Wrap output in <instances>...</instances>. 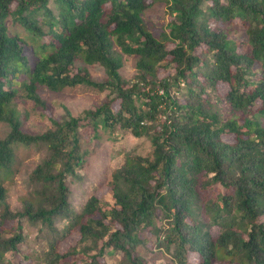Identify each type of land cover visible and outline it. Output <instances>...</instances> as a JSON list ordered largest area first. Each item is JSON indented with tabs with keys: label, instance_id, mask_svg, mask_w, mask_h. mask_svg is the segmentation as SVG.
I'll return each mask as SVG.
<instances>
[{
	"label": "trees",
	"instance_id": "1",
	"mask_svg": "<svg viewBox=\"0 0 264 264\" xmlns=\"http://www.w3.org/2000/svg\"><path fill=\"white\" fill-rule=\"evenodd\" d=\"M155 4L169 18L161 39L143 18ZM116 47L138 57L132 80ZM95 64L102 82L87 69ZM78 86L108 95L77 116L65 107L43 133L24 131L17 98L45 107L41 90ZM0 123L10 129L0 139V264L28 260L24 222L44 240V264H147L141 249L153 248L176 264L191 254L197 264H264V0H0ZM100 128L148 137L153 149L128 153L111 201L92 195L78 213L67 181L87 161L80 130L100 138ZM19 145L46 156L13 212L1 176L14 173ZM71 232L78 241L61 251Z\"/></svg>",
	"mask_w": 264,
	"mask_h": 264
},
{
	"label": "rangeland",
	"instance_id": "2",
	"mask_svg": "<svg viewBox=\"0 0 264 264\" xmlns=\"http://www.w3.org/2000/svg\"><path fill=\"white\" fill-rule=\"evenodd\" d=\"M37 14L39 18L43 16V12H38ZM143 18L149 31L158 39L162 38L163 33H168V14L158 4L149 7ZM7 24L11 33H19L21 36L27 35V32L19 24H14L11 20H8ZM231 32V37L234 40H245L247 38L245 31H234L232 29ZM116 50L123 60V67L120 70L122 77L126 80H132L137 74L136 63L138 57L126 55L119 47H116ZM87 69L94 81L102 82L106 78L104 68L100 64L88 66ZM225 88L226 85L224 84L219 86L221 93ZM39 93L45 102V107L37 106L33 101L26 98H17L14 102L17 110L21 113L24 131L31 134H40L54 128L52 118L61 122L65 116V107L73 116H77L85 109L102 104L108 95V92H100L87 86L66 88L61 92L43 89ZM211 96L212 102L218 104L224 116L227 117L230 114L227 105L223 101L218 102V98L214 94H211ZM80 131L83 147L88 154L86 156L87 161L85 166L78 172L80 179L70 178L67 181L73 194L72 203L74 209L78 213L92 195L108 202L111 201L108 185L111 181L112 173L122 166L128 153L147 156L153 149L148 137L135 138L131 133L121 130L112 133L110 130L100 128L98 131L100 138L93 137L94 131L92 129ZM9 132L8 125L0 123V139L5 138ZM15 148L14 173L8 179L3 176H1V179L7 189V202L11 211L18 212L23 210L25 200L32 193L29 177L46 154L36 146L19 145ZM161 218L162 216L159 214V219L161 220ZM161 221L162 224L166 222L165 220ZM22 227L28 241L24 247V255L28 258L25 264H44L42 253L44 240L40 237L39 230L30 226L28 222H24ZM141 236H145V232H142ZM78 239L79 234L71 232L61 243L60 250L64 251L74 245ZM153 242H155L154 237ZM141 250L143 256H145L144 263L176 264L171 255L163 250L153 248V254L145 252L143 249ZM112 257L118 258L119 254L112 252L108 255V258L113 261ZM198 261L199 257L197 254L189 256V264H197Z\"/></svg>",
	"mask_w": 264,
	"mask_h": 264
}]
</instances>
